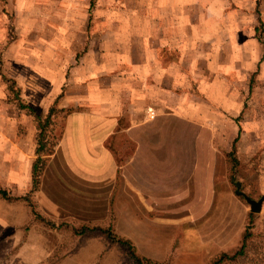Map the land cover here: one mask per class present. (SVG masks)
Listing matches in <instances>:
<instances>
[{
    "label": "crops",
    "instance_id": "1",
    "mask_svg": "<svg viewBox=\"0 0 264 264\" xmlns=\"http://www.w3.org/2000/svg\"><path fill=\"white\" fill-rule=\"evenodd\" d=\"M50 1L63 16L77 17L54 25L57 34L68 30L69 36L46 35ZM65 1L5 0L0 9V18L14 19L37 2L41 23L36 45L24 38L34 26H9L18 36L2 53L0 81L13 80L21 102L34 110L65 112L35 197L54 220L64 215L103 225L112 214L117 234L133 241L137 254L165 257L164 241L194 230L189 224L199 222L216 196V152L206 150L203 111L189 103L188 65L198 64L192 58L197 47L252 43L224 41L219 33H237L238 16L257 15L256 0H133V6L127 0H73L63 7ZM199 31L214 33L209 39ZM3 82L0 188L25 191L37 128L27 109L19 119L14 105L2 103Z\"/></svg>",
    "mask_w": 264,
    "mask_h": 264
},
{
    "label": "rangeland",
    "instance_id": "2",
    "mask_svg": "<svg viewBox=\"0 0 264 264\" xmlns=\"http://www.w3.org/2000/svg\"><path fill=\"white\" fill-rule=\"evenodd\" d=\"M71 2L74 1L63 2V7ZM126 2L133 6V0ZM49 3L53 6V14L44 17L46 25H42L46 35L51 38L55 35L59 38L60 35L69 36L65 34L68 30L57 34L54 25L59 24L56 21L61 22V19L76 21L77 17L63 16V10L55 9L52 1ZM255 3L257 15L252 18L244 15L237 17V22L242 23L237 33L234 30L219 33L224 41L236 38L238 42L246 39H252L250 41L253 42L246 47L236 48L197 47L199 53L192 58L198 64L188 65V83L185 81L184 84L190 90V105H196L203 111L199 116L206 121V150L216 152L215 201L206 209L205 215H200L198 223L189 224L194 230L183 229L179 234H174V239L164 241L165 247L169 248V255H155L143 264H213L223 253L233 255L245 233L247 238L243 253L223 264H264V200L260 211L252 212L244 197L258 200L264 195V12H261L264 0H256ZM1 8H5V0H0ZM37 8L35 2L29 14L14 16V19L13 14L0 18V59L7 43L18 36L14 28H9L13 21L23 28L34 26V30L25 33L24 38L36 45L37 26L41 24L36 14ZM251 23L254 28L258 27L257 31L253 29L252 37L248 31ZM213 33L196 32L199 37L206 35L207 38ZM32 50L37 52L36 48ZM233 62H237V69ZM217 72L222 77L218 78ZM0 82H3L2 79ZM3 87L6 95L1 96L2 103L14 105L12 114H18L20 119L21 99L16 95V84L13 86L3 82ZM10 110L7 107V111ZM35 110L36 115L43 120L48 114ZM64 117V111L55 110L52 113L46 129L48 147H56L63 130ZM31 119L37 128L33 115ZM20 130L22 132L23 129ZM44 158L45 166L49 156ZM41 173L37 188L32 191L31 180L25 191L13 189L5 190V196L0 194V264H137L126 246L117 241L109 242L97 232L88 235L72 232V229H82V225L87 227L90 222L69 220L64 215L54 220L49 208L35 197ZM114 220L115 216L111 214L107 223L95 225L112 227L119 236L114 228ZM130 242L133 245V241ZM133 248L137 254L134 245ZM158 258L163 261H157Z\"/></svg>",
    "mask_w": 264,
    "mask_h": 264
},
{
    "label": "trees",
    "instance_id": "3",
    "mask_svg": "<svg viewBox=\"0 0 264 264\" xmlns=\"http://www.w3.org/2000/svg\"><path fill=\"white\" fill-rule=\"evenodd\" d=\"M258 30V27L255 28V31ZM3 80L6 83H11L13 84V86L15 85V82L13 80L10 79H6L3 78ZM16 95L19 96V89H16ZM19 107L21 109H27L29 111V113L31 115H33L36 119L37 122V129H38V135L36 137V148H35V154H36V158L35 160L32 162V167H31V180H32V189L33 188H37V185L39 183V176L41 173V170L44 166V162L46 161V159L44 158V156H50L53 151H54V147H48V134L46 132V129L48 127V125L50 124V120H51V116L52 113L55 111L53 108H51L48 112V114L45 116L44 120L40 118V116L37 114L34 110V108L32 106L26 105L24 103L19 102ZM67 113V112H66ZM61 137V136H60ZM232 179V178H231ZM0 194H2V196L6 195L5 190H0ZM88 225H86L87 227L82 225V229L78 230L76 229H72V232L78 235H83V234H91V233H100L102 235L105 236V238L109 241V242H114L117 241L120 244H122L123 246H126L127 250L129 251V254L131 255V257L135 260V262L137 264H143V262L145 261H149V259L141 257L139 255H137L134 251L133 245L131 244V242L127 239H123L120 238L119 236H117L114 231L112 230V227H101L100 225H95V223H87ZM94 224V225H91ZM247 238V233H245L242 243L240 245V247L234 252L233 255H228L226 253L221 254L220 256H218V258L213 262V264H223L225 261H227L228 259H233L236 256L240 255L243 253L244 250V246H245V240Z\"/></svg>",
    "mask_w": 264,
    "mask_h": 264
},
{
    "label": "water",
    "instance_id": "4",
    "mask_svg": "<svg viewBox=\"0 0 264 264\" xmlns=\"http://www.w3.org/2000/svg\"><path fill=\"white\" fill-rule=\"evenodd\" d=\"M244 197H245L246 201L249 203L250 210L252 212H259L260 211L262 201L264 200V195L261 196L260 199H258V200L251 199L247 196H244Z\"/></svg>",
    "mask_w": 264,
    "mask_h": 264
}]
</instances>
